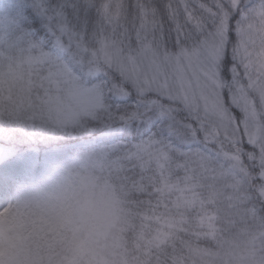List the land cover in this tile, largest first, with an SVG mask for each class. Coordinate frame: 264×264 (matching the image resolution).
Masks as SVG:
<instances>
[{"label": "snow or ice", "instance_id": "obj_1", "mask_svg": "<svg viewBox=\"0 0 264 264\" xmlns=\"http://www.w3.org/2000/svg\"><path fill=\"white\" fill-rule=\"evenodd\" d=\"M17 137L79 141L154 215L264 223V0H0Z\"/></svg>", "mask_w": 264, "mask_h": 264}, {"label": "trees", "instance_id": "obj_2", "mask_svg": "<svg viewBox=\"0 0 264 264\" xmlns=\"http://www.w3.org/2000/svg\"><path fill=\"white\" fill-rule=\"evenodd\" d=\"M3 140L0 139L2 150L7 144L6 140ZM80 151L79 141L72 138L34 147H27L26 144L16 145L13 153L0 159V194L8 189L18 194L17 192L29 185L28 181H38L46 166L69 165L72 173L77 175L80 169L71 164H74V159L80 158L78 156ZM76 166L83 167L82 170L85 172L83 161ZM95 168L100 172L97 167ZM88 170L91 171L92 168ZM109 183L118 196H123V200H120L122 219L118 225L120 243L115 250L117 257L109 258L112 263L114 259L119 258L121 264H223L228 260L230 263L234 256L232 251L242 246L245 230L250 232L247 233L248 237L257 232H264V223L251 217L246 218L243 214L217 219L212 228L207 224L201 226L188 214L179 216L175 209L160 210L154 215L150 211L135 207L122 188L113 182ZM76 191V189L73 191L71 186L68 190V193H71L68 198H72L74 204L78 203L75 201ZM19 216L10 219L8 223L12 263L0 257V264H43V261H38L34 257L36 253L46 248L55 247V236L48 234L34 237L32 238L34 243L25 251H21L14 241L13 234L24 230L30 216L29 212ZM129 217L131 218L128 219ZM193 232L199 235L194 236ZM102 247L103 243L98 238L93 251L98 248L101 250Z\"/></svg>", "mask_w": 264, "mask_h": 264}, {"label": "rangeland", "instance_id": "obj_3", "mask_svg": "<svg viewBox=\"0 0 264 264\" xmlns=\"http://www.w3.org/2000/svg\"><path fill=\"white\" fill-rule=\"evenodd\" d=\"M3 140V139H1ZM5 141V140H3ZM7 144L2 153H0V159L9 156L12 151L15 150L16 145L26 144L27 147H34L38 144H48L56 141H26L22 138H15L5 141ZM85 164V172L83 167L76 165ZM76 169H80L77 175H74L71 171V167L65 164L46 166L43 171L42 177L38 181L30 180L29 185L20 191L18 194L13 191H6L2 195L0 194V242H10V232L8 229L9 218L20 217V213L31 211V217L34 218L40 215L43 219H50L56 216L61 210V204L65 200L72 201V198H68V190L71 186L72 190L76 189L77 198L76 202H79L81 198L86 200L88 204L99 210L103 220V236L100 238L103 243V247L96 249L94 254L97 256L99 264H121L120 258L114 259V263L111 259L117 257L115 250L120 243L118 235L119 220L122 219V208L120 200H123V196H118L110 185V180L106 179L104 174L98 172L87 157H80L73 161ZM92 168L91 171L88 168ZM75 184V185H73ZM78 188V189H77ZM73 197V196H72ZM32 201V204L30 203ZM18 206L19 211L15 216L12 215V205ZM8 205L9 207H5ZM74 205V201H72ZM25 209V210H24ZM22 210V212H21ZM67 211V209L65 210ZM129 217L128 219H130ZM127 219V218H123ZM245 239L242 241L241 248L236 251H232L234 256L232 262L228 260L223 264H264V232H257L248 237L249 231L245 230ZM51 234V233H49ZM13 240V239H12ZM12 251L9 247V252L0 256L1 258L11 262L12 257L10 253ZM12 263V262H11ZM3 264V263H2ZM5 264V263H4Z\"/></svg>", "mask_w": 264, "mask_h": 264}, {"label": "clouds", "instance_id": "obj_4", "mask_svg": "<svg viewBox=\"0 0 264 264\" xmlns=\"http://www.w3.org/2000/svg\"><path fill=\"white\" fill-rule=\"evenodd\" d=\"M18 211V206L13 204L12 215ZM103 229L99 210L81 198L74 206L70 200L63 201L61 210L53 218L43 219L40 215L30 218L24 230L14 233L13 238L20 250L25 251L34 243L32 238L54 234L55 247L46 248L34 257L43 264H99L93 250L96 240L103 236ZM8 252V242H0V256Z\"/></svg>", "mask_w": 264, "mask_h": 264}, {"label": "bare ground", "instance_id": "obj_5", "mask_svg": "<svg viewBox=\"0 0 264 264\" xmlns=\"http://www.w3.org/2000/svg\"><path fill=\"white\" fill-rule=\"evenodd\" d=\"M30 203L32 204V201ZM9 219H13V217L12 218H9ZM10 256L12 257V253H10Z\"/></svg>", "mask_w": 264, "mask_h": 264}]
</instances>
